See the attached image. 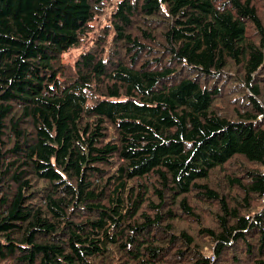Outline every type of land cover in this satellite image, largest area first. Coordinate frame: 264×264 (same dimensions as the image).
<instances>
[{"label": "trees", "instance_id": "1", "mask_svg": "<svg viewBox=\"0 0 264 264\" xmlns=\"http://www.w3.org/2000/svg\"><path fill=\"white\" fill-rule=\"evenodd\" d=\"M112 1L0 0V264H264V0Z\"/></svg>", "mask_w": 264, "mask_h": 264}, {"label": "rangeland", "instance_id": "2", "mask_svg": "<svg viewBox=\"0 0 264 264\" xmlns=\"http://www.w3.org/2000/svg\"><path fill=\"white\" fill-rule=\"evenodd\" d=\"M120 1V0H113L110 4H108V8L106 10V13L100 15V17L96 20L95 23H93L92 26H94L96 29H100L102 26H105L107 24V16L110 13L111 9H113L116 5V3ZM95 37V35H91V37L89 39H87L82 48L77 49V50H72L69 53H66L63 56V61L65 63H69V64H73L75 62V60L77 59V57L79 56V54L87 47L91 44L92 39Z\"/></svg>", "mask_w": 264, "mask_h": 264}]
</instances>
